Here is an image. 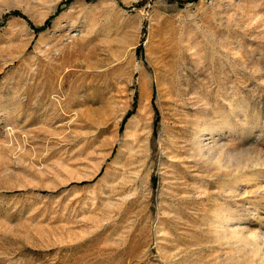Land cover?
I'll return each instance as SVG.
<instances>
[{"label": "rangeland", "instance_id": "obj_1", "mask_svg": "<svg viewBox=\"0 0 264 264\" xmlns=\"http://www.w3.org/2000/svg\"><path fill=\"white\" fill-rule=\"evenodd\" d=\"M0 264H264V0H0Z\"/></svg>", "mask_w": 264, "mask_h": 264}]
</instances>
